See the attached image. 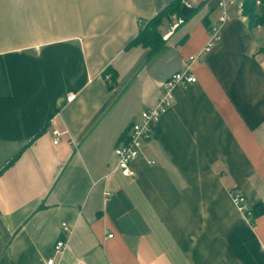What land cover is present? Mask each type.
I'll return each mask as SVG.
<instances>
[{
	"label": "crops",
	"instance_id": "obj_1",
	"mask_svg": "<svg viewBox=\"0 0 264 264\" xmlns=\"http://www.w3.org/2000/svg\"><path fill=\"white\" fill-rule=\"evenodd\" d=\"M172 1L0 0V171L28 145L0 173V264H42L62 223L65 264H264V22L230 10L135 177L115 171L121 136L220 15L219 0H183L196 11L157 52L127 48Z\"/></svg>",
	"mask_w": 264,
	"mask_h": 264
},
{
	"label": "built area",
	"instance_id": "obj_2",
	"mask_svg": "<svg viewBox=\"0 0 264 264\" xmlns=\"http://www.w3.org/2000/svg\"><path fill=\"white\" fill-rule=\"evenodd\" d=\"M183 6L191 8V6L183 2ZM217 8L220 15L217 22L210 27L208 31V39L205 46L200 53L191 56L185 62L184 70L179 73L173 74L162 85L161 93L156 99L154 107L142 111L137 120H133L128 127L127 131L121 136L117 146L114 149L116 157L115 171L123 178H134L135 173L132 170V165L140 158H144V149L147 147L153 138L152 128L166 114L173 101V90L178 86H188L196 82L195 76L192 74V65L200 61L201 57L209 53L213 47L220 40V29L229 17V11L234 10L238 17L246 20L247 17L243 14V2L236 0H219ZM264 10V1H255V12L261 14ZM182 17L173 16L168 25L167 30L161 35L163 42H167L175 32L184 24ZM139 27L142 29L146 24L141 21L138 22ZM259 27V25H257ZM69 101L74 99L73 94L67 96ZM53 137V144L57 145L60 141L61 133L58 130L51 132ZM155 162L147 160V164L153 165ZM231 202L237 212L243 219L252 224L253 209L246 198L241 192L233 189L229 193ZM71 233V228L68 224H61V237L53 245L52 257L46 259L42 264H65L63 256L68 247V236ZM111 238V236H109Z\"/></svg>",
	"mask_w": 264,
	"mask_h": 264
},
{
	"label": "trees",
	"instance_id": "obj_3",
	"mask_svg": "<svg viewBox=\"0 0 264 264\" xmlns=\"http://www.w3.org/2000/svg\"><path fill=\"white\" fill-rule=\"evenodd\" d=\"M255 1L256 0H245L243 2V14L248 18L251 24L258 25L264 22V15L255 12ZM182 7L183 0H173L171 3H169V5L163 8L154 18L149 20L144 28L140 29L138 36L128 44L127 48L142 46L144 48H150L153 53L157 52L164 43L161 39L159 28L165 22H171V18L173 16L179 17L181 15ZM195 11L196 9L194 10V12ZM191 15L192 14L184 18V21L187 20ZM106 73H108V70L104 72V74ZM115 78L116 75H112L113 82L115 81ZM39 134L40 132L36 135V137ZM27 147L28 145L22 148L19 153H17L11 159V161L3 168V170L14 164V162L19 158L23 150ZM2 171H0V173Z\"/></svg>",
	"mask_w": 264,
	"mask_h": 264
},
{
	"label": "water",
	"instance_id": "obj_4",
	"mask_svg": "<svg viewBox=\"0 0 264 264\" xmlns=\"http://www.w3.org/2000/svg\"><path fill=\"white\" fill-rule=\"evenodd\" d=\"M194 12L193 8H189L187 6H183L182 10H181V17L184 19L186 18L188 15L192 14Z\"/></svg>",
	"mask_w": 264,
	"mask_h": 264
},
{
	"label": "rangeland",
	"instance_id": "obj_5",
	"mask_svg": "<svg viewBox=\"0 0 264 264\" xmlns=\"http://www.w3.org/2000/svg\"><path fill=\"white\" fill-rule=\"evenodd\" d=\"M264 1V0H263Z\"/></svg>",
	"mask_w": 264,
	"mask_h": 264
}]
</instances>
